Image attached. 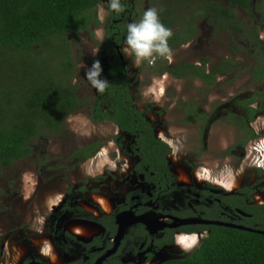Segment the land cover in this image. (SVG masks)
I'll return each mask as SVG.
<instances>
[{
    "label": "rangeland",
    "instance_id": "rangeland-1",
    "mask_svg": "<svg viewBox=\"0 0 264 264\" xmlns=\"http://www.w3.org/2000/svg\"><path fill=\"white\" fill-rule=\"evenodd\" d=\"M211 1L221 6L229 3V0H136L133 13L126 19V30L127 25L138 22L148 8H156L159 15L169 14L174 18V23L168 27L172 31L185 30L188 26L192 31L186 34L185 42L170 47V58L155 56L151 64L145 60L139 67L123 53L124 38L120 52L128 63L129 92L134 104L144 110L147 119L155 125L156 132L171 141V157L177 158L180 166L193 170L200 165L217 168L224 163L238 164L237 176L243 184L261 186L264 184V171L260 172L251 165L252 152L249 157L245 153L249 152L248 146L255 140H248L242 149L238 141L243 138V130L226 115L227 109H238L236 102H231L234 96L264 89V79L255 82L251 78L250 66L255 54L249 48L242 29L243 25L252 24L254 18L249 16L246 8L233 7L231 11L238 23L232 27L209 5ZM258 3L264 9V0H252L251 4L257 17L261 9L254 6ZM107 9L106 4L99 1L96 6L98 22L91 23L88 29L53 37L47 45L35 44L24 52L25 57L14 56L17 67H30L29 62L35 57V60L44 59L46 70L51 67V71L59 66L60 59L68 58L72 72L69 81L75 85L79 104L66 116L62 129L31 139L33 150L29 155L0 166L2 260L11 251L13 257L31 252L29 237H32L33 245L46 243L52 222L51 219L46 221L48 225L45 227L42 216L52 206L85 197L95 190L110 194L115 188V193L123 195L124 187L128 186L127 182H121L122 169L127 170L123 162L127 160L133 164L137 160L135 156H128L130 152L126 144L129 135L122 133L110 120L94 121L88 116L96 89L87 80L86 71L104 54L102 43ZM258 33L264 38L263 21L258 22ZM203 57L206 58V70L224 57L232 60L233 67L227 73L218 74L210 85L196 76L178 77L168 70H159L164 61L168 65L182 62L201 64ZM9 65H2V71L11 70ZM100 78L103 79L102 76ZM161 88L163 94L160 93ZM184 104L196 106L199 112L208 114V122L186 115ZM250 126L262 136L264 113L257 114ZM90 142L99 144L97 150L77 163L70 156L71 151ZM242 150L245 154H241ZM246 163L248 165L245 166ZM184 197V194L176 193L170 201L181 202ZM191 201L186 202L188 207H192ZM160 234L158 232L154 236Z\"/></svg>",
    "mask_w": 264,
    "mask_h": 264
},
{
    "label": "trees",
    "instance_id": "trees-1",
    "mask_svg": "<svg viewBox=\"0 0 264 264\" xmlns=\"http://www.w3.org/2000/svg\"><path fill=\"white\" fill-rule=\"evenodd\" d=\"M99 1L0 0V166H7L29 155L33 150L31 139L40 134L62 129L66 116L79 104L75 85L69 81L72 72L68 58L60 59L59 66L51 71L50 66V69L46 70L44 59L35 60V57L29 62L30 67H17L13 61L14 56L25 57L24 52L32 49L35 44L41 42L47 45L53 37L88 29L91 23L98 22L96 6ZM249 1L229 0L227 6L211 1L209 5L227 18V22L234 27L238 21L235 20L231 7L238 4L249 8ZM121 4L124 6L123 13L126 15L133 13L132 0H121ZM249 14L255 19L250 10ZM117 15L118 13L110 14L105 40L102 43L104 54L99 58L103 69L101 76L108 82V86L103 93L95 91L88 108V116L94 121L110 120L132 136L129 147L139 158L134 167L138 171L145 172L147 179L155 183V197L164 210L180 216L195 215L191 208L170 201L174 194L184 192L185 188L174 185L165 157L169 147L154 136L153 123L145 116L146 112L134 104L129 92V79L126 73L128 63L119 57L116 50V44H120L125 35L126 24L119 19L114 20ZM159 16L167 28L174 23V18H170L169 14ZM260 19L264 21V11ZM242 29L245 31L244 36L248 37L249 48L255 54L250 73L254 80L260 82L264 78V39L259 37L258 24L255 22L247 26L243 25ZM191 31V26L185 30L172 31L173 35L168 41L169 46L185 42L186 34ZM205 61V57L202 58L201 64L182 62L168 65L164 61L163 67L159 70H168L178 77L196 76L210 85L218 74H224L233 67L232 60L228 57L213 63L210 70H206ZM5 63H9L12 67L11 70H7L8 72L2 71V65ZM256 100L259 102L258 107L249 105ZM263 101L264 89H256L248 96L235 98V102L245 108L242 114L227 110V116L234 119L239 127L246 129L244 139L241 140L242 144L254 136L247 121L256 111L262 110ZM184 110L186 115L195 119L209 118L208 114L199 112L193 105L184 104ZM98 146L99 144L94 142L86 143L74 148L70 156L76 158L78 163L92 156ZM149 171L152 173L150 176ZM196 191L193 189L189 195H196ZM198 192L200 195L203 194L202 191ZM221 198V201H213V208L220 209L221 202L228 203L231 199ZM238 205L247 214L237 222L264 228V204L246 205L241 198ZM79 213H82L81 209ZM200 216L207 217V215ZM212 218L216 216L212 215ZM59 222L60 220L57 219L52 232L61 249L76 253L82 252L84 247H89V244L81 245L67 233L62 238ZM202 227H209L210 232L193 250L184 256L170 258L157 264H264V233L213 223H189L182 225L180 229L192 231ZM97 240L95 239L94 242ZM171 240L172 230L167 228L159 239L154 238L156 244Z\"/></svg>",
    "mask_w": 264,
    "mask_h": 264
},
{
    "label": "flooded vegetation",
    "instance_id": "flooded-vegetation-1",
    "mask_svg": "<svg viewBox=\"0 0 264 264\" xmlns=\"http://www.w3.org/2000/svg\"><path fill=\"white\" fill-rule=\"evenodd\" d=\"M100 1L105 3L108 8V17L105 25L106 34L110 14L117 12L110 9L108 0ZM258 1L262 2V0ZM132 2L133 5H135L136 0H132ZM251 4L252 0L249 1V8L243 7L238 4L234 7L240 6L242 8H246L248 10V13L250 10L252 14L256 16L251 7ZM254 7L257 9H261V3L256 4ZM262 11H264V9L260 10L259 16L255 17L253 23L255 22L258 24L259 21H263L260 19ZM127 17L128 15L120 12L114 20L119 19L121 20V22L127 23ZM126 33L127 30L125 31V35H123L120 44H116L118 55L121 59H123L124 62H126V60L120 52V45L122 44ZM245 38L248 41V37L245 36ZM252 80L257 82L253 78ZM253 91L254 90L247 91V93H245L244 95L238 94L232 98L231 102H235L236 97L242 98L248 96L249 93ZM235 104L237 105L238 109L236 111L232 109L229 110L237 114H242L245 111L244 106L238 105L237 103ZM249 105L256 108L259 106V102L258 100H256L252 103H249ZM263 108L264 106L262 107V110L260 109L256 111L253 114L252 118L247 121V125L253 130L254 136L248 138L243 144L241 143V140L244 139L246 129L237 125L243 130V138L238 141V144L240 145V147H242V149L243 145H245L248 140H255L251 145L248 146L247 151L249 152L245 153L246 156L249 157V154L252 152V156L250 158L251 165L257 167V170H259L260 172L264 171V167H258L257 162L261 158H264V144H262V142H264V133L261 136V133L256 132L253 127L250 126V123L257 114H259L260 112L264 113ZM205 120H207L208 122L209 118ZM232 120L235 122L234 119ZM116 126L122 133H124L125 135H129L127 137L126 144V146L128 147L127 151L130 152L128 155L129 158H134V156L137 158V160L133 164L132 162L130 163L127 160V163L126 161L123 162V165L126 166L127 170L122 169L124 172L123 175H121V182H127V185L129 186L124 187V194L122 195V193H115V188L110 194L105 191L95 190L92 191L90 195H87L85 197L76 198L74 200L69 199L68 201L65 200L64 202L59 203V205H55L54 207L52 206L51 209H49V211H47L45 215L42 216V222H44L45 227L48 225L46 221L51 219L52 222L49 227V234H47L49 238L46 243L48 244L44 242V245H33L32 237H29V247H31V252L19 257H13L14 253L13 251H11V253L9 252L10 254L6 259L2 260L3 257H1L0 264H76L77 262H79L78 264H92L101 255H104V257L98 264H157L170 258L188 254L200 243L203 237H205L210 232L209 227H202L192 231L180 229V227L185 224L200 223L183 222L180 219L188 217H201L239 223L237 221H241L242 216L247 214V212H245V210L243 209H240L238 205L241 198H243V201L246 205L253 206L264 204V184L261 186L243 184L242 180H240L237 176L238 164L232 166L229 163H224L217 168H209L200 165L198 168L193 170H188L180 166V164L177 163L178 159L171 157V144L168 143L170 140L166 139L167 137H163L162 134H158L154 125V136L165 142L169 147V152L165 154V157L168 162L169 171L173 176L174 185L176 187L185 188L184 192H179L185 195L184 200L177 203L181 206L188 207L186 205V202L188 200H193V202L191 201L192 207L189 208H191L196 214L190 216H180L177 213L164 210L160 202H158V199L155 197V183L147 179L145 172L138 171L134 167L139 158L138 155L132 152L129 147V143L132 141V136L128 132L121 130L117 124ZM262 132H264V129H262ZM126 146L123 145L124 148H126ZM243 153L244 152L242 150L241 154ZM74 159L76 160V158ZM244 165L246 166L248 165V163ZM226 169H231L234 176V181L232 182V187L230 189L222 186V183H220V181H229ZM198 172L200 173V176L204 178H198ZM181 174H183L184 177H182ZM148 175H152L151 171L148 172ZM193 189L195 191L197 190L195 192L196 195L191 196L189 194L193 192ZM198 191H202L203 194L200 195ZM221 197H230L231 199L228 203L221 202L220 209L213 208V201H221ZM67 204L69 206H66ZM86 204L92 206L93 208L91 209L90 207H87ZM79 209L82 210V213H79ZM200 215H207V217ZM212 215L216 216V218H212ZM137 217H140L142 219H137ZM117 218H123L122 228H120V230L118 228ZM57 219L60 220V222L58 223V227L61 237L64 238L65 233H67L81 245L89 244L88 248L84 247V249H86L87 251L83 249L82 252L71 253L64 251L57 245L55 236L52 232L54 226L57 223ZM200 224L212 223L202 222ZM166 228L172 230V240L170 242L156 244L154 238L159 239L162 236L164 229ZM158 232H161V234L159 236H154V234ZM181 232H194L197 235V237L191 235L192 237L188 238L189 247L192 249L185 251L176 242L175 236ZM95 239H98L97 242H94ZM177 240L181 241L183 239L182 237H177ZM2 247L3 245L0 244V252H2ZM45 247H48L50 249L48 254H45L43 251ZM11 248H14V245H12ZM10 256L12 258H10Z\"/></svg>",
    "mask_w": 264,
    "mask_h": 264
},
{
    "label": "clouds",
    "instance_id": "clouds-1",
    "mask_svg": "<svg viewBox=\"0 0 264 264\" xmlns=\"http://www.w3.org/2000/svg\"><path fill=\"white\" fill-rule=\"evenodd\" d=\"M109 7L117 13L124 11V6L121 4V0H109ZM172 35V30L167 28L161 22L158 10L156 8H148L144 11L142 18L138 22H132L127 25L125 47H123L122 51L126 57L132 58L136 67H139L145 60L151 64L155 56L170 58L171 48L168 41ZM102 71L103 69L99 60L94 61L91 68L86 71L87 80L92 87L100 93H103L108 86V82L100 78ZM160 93L163 94V88L160 89ZM168 143L171 144V141ZM262 144H264V142H262ZM257 166L264 167V158H261L257 162ZM226 171L229 181H220V183H222V186L230 189L232 187V182L234 181V176L231 169H226ZM197 175L198 178H204L200 176L199 172ZM191 235L197 237L194 232H181L175 236L176 242L185 251L192 249L189 247L188 242V238L192 237ZM177 237H182L183 240L178 241ZM185 240H187V242H185ZM43 251L45 254H48L50 249L45 247Z\"/></svg>",
    "mask_w": 264,
    "mask_h": 264
},
{
    "label": "water",
    "instance_id": "water-1",
    "mask_svg": "<svg viewBox=\"0 0 264 264\" xmlns=\"http://www.w3.org/2000/svg\"><path fill=\"white\" fill-rule=\"evenodd\" d=\"M121 55V54H120ZM137 219H142L140 217H137ZM183 222H200V223H213V224H220V225H226V226H231V227H236V228H241V229H246V230H251L255 232H260L264 233V228H256L248 225H244L241 223H236V222H231V221H226V220H220V219H207V218H201V217H188V218H183L180 219ZM117 223H118V228H122V223H123V218H117ZM104 255H101L94 263L92 264H98L102 259Z\"/></svg>",
    "mask_w": 264,
    "mask_h": 264
},
{
    "label": "bare ground",
    "instance_id": "bare-ground-1",
    "mask_svg": "<svg viewBox=\"0 0 264 264\" xmlns=\"http://www.w3.org/2000/svg\"><path fill=\"white\" fill-rule=\"evenodd\" d=\"M263 150V149H262ZM182 175V177H184V175L183 174H181ZM86 206L87 207H90L91 209L93 208L92 206H89L88 204H86ZM81 228V227H80ZM82 229V228H81Z\"/></svg>",
    "mask_w": 264,
    "mask_h": 264
}]
</instances>
